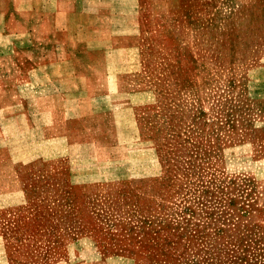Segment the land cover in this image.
Listing matches in <instances>:
<instances>
[{
  "label": "rangeland",
  "instance_id": "1",
  "mask_svg": "<svg viewBox=\"0 0 264 264\" xmlns=\"http://www.w3.org/2000/svg\"><path fill=\"white\" fill-rule=\"evenodd\" d=\"M197 1H28L25 94L87 85L97 113L85 155L22 167L0 264H264V0Z\"/></svg>",
  "mask_w": 264,
  "mask_h": 264
},
{
  "label": "crops",
  "instance_id": "2",
  "mask_svg": "<svg viewBox=\"0 0 264 264\" xmlns=\"http://www.w3.org/2000/svg\"><path fill=\"white\" fill-rule=\"evenodd\" d=\"M28 1L0 0V63H3L0 66V220L7 211L28 202L27 188L21 174L25 164L63 157L73 161L79 154L85 155L87 149L93 145L85 140L87 133L94 128L92 122L97 113L94 97L90 95L87 85L54 79L55 85L50 84L51 88L44 89V93L25 94L29 90L27 86L30 85L24 80V74L29 75V70L25 68L31 60L22 47L30 44V19L23 18L30 10ZM74 1L69 0L67 5L70 9L73 8ZM182 1L185 4L193 2ZM224 1L232 11L241 4L256 0H244L239 4L238 0H198L197 12L202 13L207 4L221 12V2ZM19 4L22 6V19H13L15 11L19 12ZM48 5L56 6L57 3ZM19 21L21 31L13 32L9 29ZM37 42L39 50L42 46L47 49L54 44L53 56H44L40 52L42 55L39 58L61 59L58 53L59 44L42 38H38ZM73 45L75 43L71 40L67 46L68 51Z\"/></svg>",
  "mask_w": 264,
  "mask_h": 264
}]
</instances>
